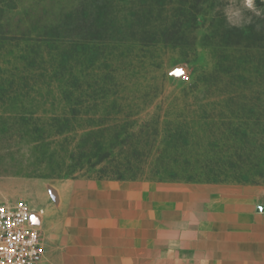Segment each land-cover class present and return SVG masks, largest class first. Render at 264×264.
<instances>
[{
    "label": "rangeland",
    "instance_id": "obj_1",
    "mask_svg": "<svg viewBox=\"0 0 264 264\" xmlns=\"http://www.w3.org/2000/svg\"><path fill=\"white\" fill-rule=\"evenodd\" d=\"M71 11L90 34L46 43ZM106 119L225 182L67 176ZM1 203L43 210L40 264H225L221 231L264 219V0H0Z\"/></svg>",
    "mask_w": 264,
    "mask_h": 264
},
{
    "label": "trees",
    "instance_id": "obj_2",
    "mask_svg": "<svg viewBox=\"0 0 264 264\" xmlns=\"http://www.w3.org/2000/svg\"><path fill=\"white\" fill-rule=\"evenodd\" d=\"M102 14L103 8L100 9ZM83 11L84 20L89 16ZM100 12V11H99ZM103 15V14H102ZM75 13L72 11L68 14V21L60 23L57 22L48 26L51 35L46 36L45 42L53 46L60 42V30L67 32V34L74 35L76 38L80 33L90 34L93 24L90 22L78 21L73 19ZM100 32H106V24H96ZM84 42L92 43L93 38L84 37ZM166 43L165 40L158 39H142L139 41L143 47L149 45H156L159 43ZM71 42L74 46L75 43ZM74 48V47H73ZM77 105V104H76ZM96 108L98 106H95ZM94 108V109H96ZM99 109L105 113H114L121 115L125 113V108L113 104L111 106L102 103ZM77 116H87L91 112L90 105H83L78 103L77 107L72 110ZM115 122H121L117 119ZM111 121H99L97 125L86 126L89 130L86 134L79 137V142L75 147L76 162L74 164L73 172L67 176L78 174L80 177H88L95 179H109V180H135L146 175L151 176L159 181H185V182H208V183H221L225 180H219L218 169H202V168H180L169 166H147L143 159L150 156V151L145 144L147 138L141 140V136L133 131L132 126L124 125H110ZM114 123V122H112ZM68 125V124H66ZM95 130V131H94ZM69 131H66V133ZM149 135H144L148 137Z\"/></svg>",
    "mask_w": 264,
    "mask_h": 264
},
{
    "label": "built area",
    "instance_id": "obj_3",
    "mask_svg": "<svg viewBox=\"0 0 264 264\" xmlns=\"http://www.w3.org/2000/svg\"><path fill=\"white\" fill-rule=\"evenodd\" d=\"M42 209L0 204V264H40L44 247L39 222Z\"/></svg>",
    "mask_w": 264,
    "mask_h": 264
},
{
    "label": "crops",
    "instance_id": "obj_4",
    "mask_svg": "<svg viewBox=\"0 0 264 264\" xmlns=\"http://www.w3.org/2000/svg\"><path fill=\"white\" fill-rule=\"evenodd\" d=\"M248 228L221 231L225 264H264V219L247 222Z\"/></svg>",
    "mask_w": 264,
    "mask_h": 264
}]
</instances>
